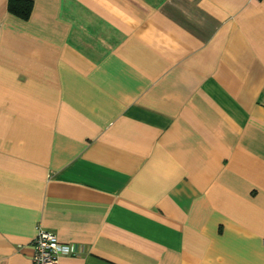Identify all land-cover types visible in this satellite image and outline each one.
<instances>
[{
	"label": "crops",
	"instance_id": "1",
	"mask_svg": "<svg viewBox=\"0 0 264 264\" xmlns=\"http://www.w3.org/2000/svg\"><path fill=\"white\" fill-rule=\"evenodd\" d=\"M0 0V264H264V0Z\"/></svg>",
	"mask_w": 264,
	"mask_h": 264
},
{
	"label": "built area",
	"instance_id": "2",
	"mask_svg": "<svg viewBox=\"0 0 264 264\" xmlns=\"http://www.w3.org/2000/svg\"><path fill=\"white\" fill-rule=\"evenodd\" d=\"M32 246V264H57L61 256L74 253L70 244L59 241L54 232L43 228L37 229Z\"/></svg>",
	"mask_w": 264,
	"mask_h": 264
},
{
	"label": "trees",
	"instance_id": "3",
	"mask_svg": "<svg viewBox=\"0 0 264 264\" xmlns=\"http://www.w3.org/2000/svg\"><path fill=\"white\" fill-rule=\"evenodd\" d=\"M32 7V0H7V11L22 20L29 18Z\"/></svg>",
	"mask_w": 264,
	"mask_h": 264
}]
</instances>
